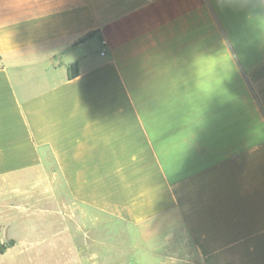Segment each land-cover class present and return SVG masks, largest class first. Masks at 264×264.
Wrapping results in <instances>:
<instances>
[{"label": "crops", "instance_id": "1", "mask_svg": "<svg viewBox=\"0 0 264 264\" xmlns=\"http://www.w3.org/2000/svg\"><path fill=\"white\" fill-rule=\"evenodd\" d=\"M0 193V264H264V0H0Z\"/></svg>", "mask_w": 264, "mask_h": 264}, {"label": "rangeland", "instance_id": "2", "mask_svg": "<svg viewBox=\"0 0 264 264\" xmlns=\"http://www.w3.org/2000/svg\"><path fill=\"white\" fill-rule=\"evenodd\" d=\"M10 193V192H6ZM1 194L0 193V216L2 215H9L10 210L8 208L9 205H13L17 202L22 201L23 199L17 196V194ZM54 196L58 197V194L50 196V200H46V202L53 203L54 201L51 199ZM37 201V200H34ZM23 203V202H22ZM35 207L34 210L30 209L28 213L26 211H20L23 213L22 215L18 216V220H15V226L18 232L22 234H36L39 233L40 230L42 232L47 233L51 231L52 227H39L36 225L37 221H42L43 219H51L53 217L52 211L48 212V210L42 211L40 210L42 206L40 203H36L33 205ZM47 206V205H46ZM45 206V207H46ZM44 207V208H45ZM71 212V211H70ZM73 213V212H72ZM68 214L67 217H79L74 216L73 214ZM50 214V215H49ZM81 222H82V232L84 233H93L97 234L99 240L108 239L107 243V250H105V255L99 256V264H128V262L133 258V250L132 248L128 247V243L121 242L118 239V235L121 234H128V233H138L137 231H133V229L127 228V226H123L118 222L110 221L107 216L101 215L100 213H95V217H91L92 222L90 223V218L85 216L84 211H81ZM167 217H171L170 215ZM86 218V220H85ZM147 230L153 232L154 229L159 228V225H148ZM144 232V231H143ZM103 243H99V247ZM100 249V248H99ZM136 252V251H135ZM136 254V253H134ZM196 264V263H195Z\"/></svg>", "mask_w": 264, "mask_h": 264}, {"label": "trees", "instance_id": "3", "mask_svg": "<svg viewBox=\"0 0 264 264\" xmlns=\"http://www.w3.org/2000/svg\"><path fill=\"white\" fill-rule=\"evenodd\" d=\"M77 76V65L76 63L70 65L68 68H67V77L69 79H73ZM0 252L2 253V247L0 245Z\"/></svg>", "mask_w": 264, "mask_h": 264}]
</instances>
